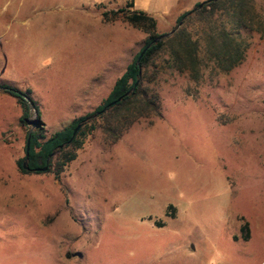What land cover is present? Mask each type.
<instances>
[{
  "label": "rangeland",
  "instance_id": "1",
  "mask_svg": "<svg viewBox=\"0 0 264 264\" xmlns=\"http://www.w3.org/2000/svg\"><path fill=\"white\" fill-rule=\"evenodd\" d=\"M129 1L0 0V85L30 90L47 138L101 106L144 47L140 28L101 14ZM133 1L164 34L207 0ZM250 42L199 83L166 67L162 117L115 144L96 131L59 179L20 173L29 124L3 134L0 264H264V37Z\"/></svg>",
  "mask_w": 264,
  "mask_h": 264
},
{
  "label": "trees",
  "instance_id": "2",
  "mask_svg": "<svg viewBox=\"0 0 264 264\" xmlns=\"http://www.w3.org/2000/svg\"><path fill=\"white\" fill-rule=\"evenodd\" d=\"M134 8L135 3L131 0L124 8L102 11L101 14L105 22L122 17L140 28L147 34L144 47L94 112L75 119L49 138L43 127L28 131L26 144L31 136L28 161L25 164L26 146L25 156L17 161L21 174L54 173L59 179L64 167L76 159L77 151L96 131L100 130L106 141L115 144L139 120L162 117L161 97L155 86L166 67L187 73L192 81L199 83L206 69L229 73L240 66L251 47L252 33L264 37V13L258 10L255 0H207L197 3L193 10L178 18L173 30L182 22L181 27L173 33L164 34L156 32L157 21L153 17ZM195 23L201 27L200 39H195L190 31ZM143 51V57L138 61ZM0 92L17 99L22 109L21 123L29 124L33 113L40 118L39 106L31 99L30 90L24 92L12 85L2 84ZM113 102L116 103L111 105ZM79 125L81 128L74 136V130ZM43 168L46 170H39ZM245 229L248 230V224H245Z\"/></svg>",
  "mask_w": 264,
  "mask_h": 264
},
{
  "label": "crops",
  "instance_id": "3",
  "mask_svg": "<svg viewBox=\"0 0 264 264\" xmlns=\"http://www.w3.org/2000/svg\"><path fill=\"white\" fill-rule=\"evenodd\" d=\"M0 104L3 105H0V110H2L0 113V139H3V134L9 131H18L21 128L23 124L21 123L22 109L16 98L4 92H0Z\"/></svg>",
  "mask_w": 264,
  "mask_h": 264
},
{
  "label": "water",
  "instance_id": "4",
  "mask_svg": "<svg viewBox=\"0 0 264 264\" xmlns=\"http://www.w3.org/2000/svg\"><path fill=\"white\" fill-rule=\"evenodd\" d=\"M200 6H202V4L200 5ZM181 25H182V22L178 25V27L175 29V30H173L171 33H173V32H175L179 27H181ZM144 52L145 51H143L141 54H140V56H139V60L138 61H140L141 60V58L143 57V54H144ZM139 83V81L137 82V84ZM116 102H113L111 105H114ZM28 123H29V125L32 127V129L30 130V132H33V130L34 129H36L37 127H41L42 126V121L40 120V119H38V118H34V119H29L28 120ZM81 128V125H79V126H77L76 127V129L74 130V136L77 134V132L79 131V129ZM30 143H31V136H29V138H28V140H27V144H26V162H25V164L27 163V161H28V158H29V155H30ZM53 155H55V152L51 155V157L53 156ZM50 157V158H51ZM49 158V159H50ZM49 162V161H48ZM26 168H27V166L26 165H24ZM39 170H46V168H43V169H39Z\"/></svg>",
  "mask_w": 264,
  "mask_h": 264
}]
</instances>
